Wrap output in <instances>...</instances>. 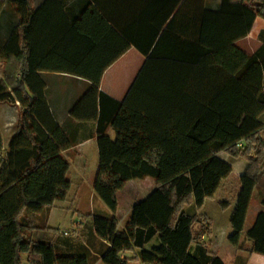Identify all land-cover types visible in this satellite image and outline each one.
Listing matches in <instances>:
<instances>
[{
    "label": "trees",
    "instance_id": "16d2710c",
    "mask_svg": "<svg viewBox=\"0 0 264 264\" xmlns=\"http://www.w3.org/2000/svg\"><path fill=\"white\" fill-rule=\"evenodd\" d=\"M204 2L165 0L156 21L158 39L144 48L127 42L89 1L72 21L62 0H46L39 9L32 0H7L20 21L6 43L0 39V104L20 108L6 152L0 128V264H23V256L27 264H224L201 242L211 233L210 218L188 210H201L233 173L222 153L247 162L229 241L264 256V212L245 235L250 243L243 240L253 198L264 208V30L255 54L235 46L257 19L264 20V0H221L210 9ZM131 45L147 60L118 101L100 90L101 81ZM43 72L89 83L69 115L96 123L94 192L111 215L92 217L95 252L84 245L80 253H69L66 241L32 237L36 231L56 233L38 227L28 214L67 200L71 164L62 153L78 141L76 132L56 122ZM148 177L155 188L133 205L120 231L118 193L129 181ZM220 207L225 211L230 204Z\"/></svg>",
    "mask_w": 264,
    "mask_h": 264
},
{
    "label": "crops",
    "instance_id": "0c3cea01",
    "mask_svg": "<svg viewBox=\"0 0 264 264\" xmlns=\"http://www.w3.org/2000/svg\"><path fill=\"white\" fill-rule=\"evenodd\" d=\"M32 1L34 8L39 9L46 0ZM62 1L64 8L63 10L68 14L69 18L72 21L76 20L80 16L81 12L87 6V2L89 1L100 12V14L109 21L113 28L117 30L127 42L132 44H139L145 48L150 42H155L158 39V37H155L156 21L159 19V14H162L160 13V11L164 5L165 0ZM220 3L221 0H205L203 6L207 9H210L212 7L217 8ZM9 10L10 8L8 6L7 0H5V6L0 12V39L3 43H6L8 41L12 30L20 21L19 18L16 17L12 12H9ZM257 24L258 28L255 29V25ZM255 25L248 37L235 43V46L237 48L244 51L248 55L255 54L257 50L261 47V42L259 41V34L262 30H264V20L257 19ZM161 33L162 32L160 31V34ZM243 42H247L246 46L244 47L240 45ZM130 57L133 59V61H131L133 66L128 63ZM146 60L147 56L143 53L142 49H140V47L136 45H131V48L104 73V76L101 81L100 90L103 93L111 96L112 98L118 101H122L126 92L129 91L131 87V82L134 78L136 79ZM126 70L128 77H126L122 81L121 78ZM130 74L132 75L129 78ZM41 77L46 84V99L52 110L56 122L61 127H67L68 129H70V131L76 132L77 135V144L73 148L64 151L62 154L64 155L68 151L77 148L80 149V152L84 153L88 146L94 148V150L97 149L98 147L96 139V123H80L78 121L73 120L69 115L70 109L76 103V101L83 95L85 90L89 87V83L84 79L61 73L43 72L41 73ZM80 83H85V86H82V84ZM12 106L17 109L19 103L14 105L12 104ZM4 107H8L7 112L6 110H3L4 108H2L0 104V110H3V115L1 116L2 118L0 120L2 121L1 123H3V129L0 124V128L2 131V149L3 152H6L9 146L10 139L12 138L15 132L12 123L14 122L13 118L15 119L16 114L15 112L11 111L10 105H6ZM9 117L11 118L9 119ZM85 125L91 127L92 130L90 129V133L83 132L84 127H86ZM8 128L10 132L6 130L5 133L4 129ZM112 132L113 130L111 129L110 131H108V135L111 138H113L111 136ZM246 168L247 165L242 166L239 176L243 175ZM228 179L229 178L223 181L215 197L211 200L206 201L204 207L201 210H197L193 206L191 207L193 213L196 212L198 216L209 217L212 223L211 233L209 235H204L201 239V242L205 243L212 253H215L219 258H221L224 264H264V256L241 251L237 247L233 246L229 241L231 235L233 234V229L230 224V218L233 209L237 203L240 185L238 186L235 192V196L232 199L222 198V196H227L226 194H223L225 191L223 186H225V182ZM222 202L229 203L230 208L225 211L222 210L220 207V203ZM56 205L57 203L54 205V207ZM52 209H46L45 211L40 213V215H43L44 213H46L47 210H50L47 217V228H52L49 225ZM255 210L258 214L264 212V208L261 206L260 202L256 206ZM28 217H30L31 220L35 221V218L40 216L35 217L34 215L28 214ZM250 228L251 227L246 226L245 224L243 240H245V235L250 230ZM40 233L43 234L44 232L40 231ZM245 241L248 244L250 243L248 240ZM192 247H195V244H193ZM23 258L25 260L26 256H23ZM226 258H228L229 262L224 261L226 260ZM99 264L102 263L100 262Z\"/></svg>",
    "mask_w": 264,
    "mask_h": 264
},
{
    "label": "rangeland",
    "instance_id": "374dc122",
    "mask_svg": "<svg viewBox=\"0 0 264 264\" xmlns=\"http://www.w3.org/2000/svg\"><path fill=\"white\" fill-rule=\"evenodd\" d=\"M2 2V9L5 6V0H0ZM9 12H11L9 10ZM3 20V18H2ZM258 28V24L255 25V29ZM249 42V41H248ZM246 43H241L243 47L246 46ZM259 46V45H257ZM133 59L130 57L128 60V63L132 65ZM128 65V64H127ZM128 69V68H127ZM134 70V68H133ZM3 75V65L0 62V77ZM127 70L124 72V75L122 76V81L127 76ZM132 74L129 75V78ZM135 81V78L131 82ZM82 86H85V83H80ZM130 84V86H131ZM128 91L126 92L125 96L127 95ZM124 96V98H125ZM123 98V99H124ZM6 105H10L11 111L15 112L16 116L15 119L13 118L14 122L12 123L13 129L16 128V122L18 118V111L19 106L17 109H15L11 103L1 104L3 110H8V107H4ZM3 110H0V120L1 116L3 115ZM11 117H9L10 119ZM0 124L3 129V123ZM262 122L264 124V116L262 117ZM86 126V125H85ZM90 126H86L83 129V132L90 133ZM6 130L10 132L9 128L4 129L5 133ZM76 130V129H73ZM92 130V129H91ZM110 131V130H109ZM79 134V132H78ZM80 136V134H79ZM111 136L114 138V132H112ZM262 137L264 138V129L262 132ZM98 147V145H97ZM80 149H72L65 153L63 157L71 163V172L69 174V179L72 180V189L69 193V196L66 201L64 202H57V205L53 207L52 213L50 216L49 225L52 227V231L56 232L54 234L50 232L43 231L44 233L41 234L40 231L34 232L32 234V237L34 240L41 241H53L55 244H70L71 247H67L69 250V253H80L79 249L84 245H87L88 248H91L92 251H96L97 247L94 241L92 239L93 236V230H92V217L93 215H108L110 216L111 213L109 209L106 207V205L96 196L94 192V183L95 178L97 174V168L99 164V155H98V148L94 150V148L88 146L84 153L79 151ZM221 158L225 160L226 162L230 163L234 167V172L231 174L229 179L225 182L224 188V195L227 196L222 198H228L232 199L235 196V192L238 188L239 184V174L241 172V168L243 165H247V162L243 159H233L229 155L222 153ZM155 180L152 178H145V179H136L132 180L127 183L125 188L120 191L117 195L118 197V211H117V218L119 220V230L123 231L126 227L128 218L131 213V209L133 205L145 197L149 195V193L155 188ZM227 190V191H226ZM227 199V201H228ZM259 204L258 197H254L251 203L249 215L247 218L246 226L251 227L253 223L256 220V217L258 213L256 212L255 208ZM189 213H192L191 207H189ZM50 210H47L46 213L43 215L35 214L34 216H40L35 218V224L45 229L47 228V217ZM185 220V219H184ZM182 222L181 227L184 229L186 221ZM68 233V237L62 236L63 234ZM52 238V239H51ZM66 241V242H65ZM65 242V243H64ZM157 241L154 240L149 248L156 245ZM174 241L170 242V245L173 247ZM62 250H65L66 247H59ZM174 250V249H173ZM91 257H93L95 260H97L96 254H90ZM126 257H132L131 254L126 255ZM225 262H229L228 258L224 260ZM187 262V261H186ZM100 262H97L96 264H99ZM23 264H27L26 261H23ZM132 264H138V263H132Z\"/></svg>",
    "mask_w": 264,
    "mask_h": 264
},
{
    "label": "built area",
    "instance_id": "2783aa9c",
    "mask_svg": "<svg viewBox=\"0 0 264 264\" xmlns=\"http://www.w3.org/2000/svg\"><path fill=\"white\" fill-rule=\"evenodd\" d=\"M240 146H241V144H240ZM65 235H67V233H65Z\"/></svg>",
    "mask_w": 264,
    "mask_h": 264
}]
</instances>
